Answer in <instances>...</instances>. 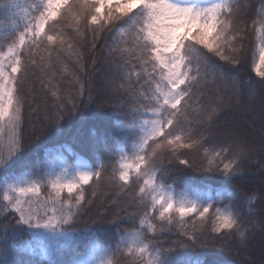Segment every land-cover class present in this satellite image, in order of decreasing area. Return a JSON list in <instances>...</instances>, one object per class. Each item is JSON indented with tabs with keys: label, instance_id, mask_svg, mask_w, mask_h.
<instances>
[{
	"label": "snow or ice",
	"instance_id": "1",
	"mask_svg": "<svg viewBox=\"0 0 264 264\" xmlns=\"http://www.w3.org/2000/svg\"><path fill=\"white\" fill-rule=\"evenodd\" d=\"M248 4L243 8L247 9ZM240 0H5L0 3V213L14 215V222L4 219L0 224V264H38L25 258H46L47 264H216L204 257L181 256L178 249L187 245L174 241L165 247L159 239L174 224L183 226L186 217L197 214L203 220L216 199H222L226 189L200 186L185 188L179 193L164 182L162 160L167 156L190 166L188 159H180L183 150L203 148L207 167L200 171L219 172L228 182L243 175L241 165L251 163L264 177V102L259 118V153L254 147L253 134L237 128L223 130L222 146L205 147L207 136L197 137L192 128L193 118L210 132L217 117L225 110L222 94L209 103H202L203 89L217 78L218 68L212 56L233 66H239L245 56V40L249 27L254 29L251 52L252 70L264 80V0L256 9L248 25L241 19ZM110 33L105 45L104 67L110 72L103 77V91L93 98L91 78L87 82L75 72L70 74L78 85L77 97L84 96L88 87L89 103L107 109L103 131L90 129V139L84 147L100 159L109 153L113 160L111 171L101 164L90 166L79 159L69 165L64 152L66 145L47 150L51 163L41 171L26 163L27 171L13 173L24 159L23 136L25 104L24 80L31 70L38 69L48 77V87L57 75L60 54L74 59L80 73L85 70L82 45L90 43L92 65L97 63L95 49L104 33ZM43 49L44 55H39ZM55 54V55H54ZM209 54H212L210 56ZM39 55V62L35 58ZM64 65L63 72H69ZM239 96V88H236ZM54 111L45 108V120L59 125L65 112H74L79 105L70 95L54 86ZM247 104H239L246 113L256 112L254 97ZM70 105V108L68 107ZM87 107V105H85ZM39 109H33L37 112ZM59 131V127L57 128ZM44 128L40 129L43 134ZM35 143L39 136L33 133ZM131 140V150L126 146ZM76 156V153H72ZM230 155V158H229ZM107 177L109 188L120 195L132 193L128 207L137 212L129 219L138 225L131 229L117 228L115 246L102 229L86 224L81 233L74 227L80 210L91 200L86 188L95 183L91 195L95 197ZM264 185V182H262ZM42 187L50 189L44 203L39 202ZM135 189V191H133ZM66 194V195H65ZM230 200L243 199L248 214L258 217L251 226L244 227L241 213L231 204L214 208V227L217 234H235L239 249H247L254 229H259L264 243V194L255 191L242 193L227 191ZM36 198L35 200L33 198ZM51 202L50 212L46 208ZM36 205L35 207L33 205ZM3 219V217H0ZM157 221L158 223L154 222ZM119 213L110 223L120 224ZM11 230V231H10ZM26 233V238H20ZM249 233H253L250 237ZM83 235V240H81ZM183 237L193 247L200 244L195 231H183Z\"/></svg>",
	"mask_w": 264,
	"mask_h": 264
},
{
	"label": "trees",
	"instance_id": "2",
	"mask_svg": "<svg viewBox=\"0 0 264 264\" xmlns=\"http://www.w3.org/2000/svg\"><path fill=\"white\" fill-rule=\"evenodd\" d=\"M5 0H0V3ZM242 6V13L246 12V15H242L241 19L250 25L251 20L255 17L256 9L259 7L261 0H240ZM244 4H248L247 9L243 8ZM110 33H104L102 38L97 41V47L95 49V58L97 63L92 65V53L89 51L90 43L82 45L80 50L85 53V70L84 73H80L74 59L66 53L60 54V62L56 64L55 71L57 75L52 78L51 84H48V77L42 76L37 69L35 74L30 70L24 80V92L27 95L28 102L25 104L24 111V124H23V136L25 142V156L24 159L18 163L12 170L13 173L19 175L27 171L26 163L39 168L43 171L51 161L47 157V150L55 149L59 145H66L71 149V152H64V161L69 164H75L79 162V159L86 161L90 166L98 167L101 164L104 166L106 172L111 171V164L113 160L109 159V153H100V159H97L96 155L87 150L84 147L86 141L90 139V129L96 128L98 131H103L106 127L107 116L110 115L107 109H101L97 106V103H89L88 87L86 85L84 96L77 97L78 85L75 84L71 72H75L80 76V79L87 82L91 78L92 96L95 98L103 91V77L109 76L110 72L104 67V58L107 55L105 45L110 42ZM254 29L249 27L246 33L245 40V56L241 61V64L233 66L225 61L220 60L218 57L212 56V60L218 68L217 78L213 80L209 77L210 83L207 88L203 89L205 96L202 99V103H209L214 100L217 95L222 94L224 97L225 110L217 117L215 122L211 126V131L206 132L205 127L197 123L202 117H194L192 128L195 129L197 137L203 133L207 136V143L205 147L211 148L213 145L222 146L224 142L223 130L228 127L237 128L239 130L249 132V126L247 123L252 124L255 127L254 122L250 119V115L242 111L241 107H237L236 103L241 105L249 102L247 95V89L254 97V101L261 104L264 102V80L257 77L252 70V56L251 52L254 44ZM43 49H41L39 55H44ZM39 55L35 58L39 62ZM55 55V54H54ZM64 65H67L69 72H64L61 77L60 73L63 72ZM54 86H59L61 91L66 94H70L75 102L79 105L78 109L74 112H65V119L59 123V125L50 124L45 120V108L48 112L54 111L53 105L55 104V98L51 95V90ZM239 88V96L236 94V88ZM229 99V100H227ZM232 103L227 107V101ZM236 102V103H235ZM87 105V107H85ZM70 108V105H68ZM39 109L37 112H33V109ZM233 124L224 125V123L232 119ZM230 119V120H231ZM235 120V121H234ZM36 125V127H34ZM258 125V124H257ZM261 127V125H259ZM44 128L43 134L40 133V129ZM59 127V131L57 128ZM259 127V128H260ZM39 136V140L35 143H30L34 140V133ZM131 150V140H128L126 145ZM72 153H76L74 156ZM230 158V155H229ZM180 159H188L190 166L180 164L178 160L172 158L170 155L162 160V167L164 169V182L170 184L179 193L182 189L194 190L200 186H208L213 190H220L221 188L227 191L236 190L238 192L247 193L255 191L258 195L264 194V185H260L258 178L263 181L264 177L259 174V168L253 166L251 163H244L241 165L243 175L238 178H234L228 182H225V178L219 172L200 171L201 167H207L206 161L203 156V148L199 150H183V154ZM258 172V174H257ZM0 175H3L0 173ZM96 187L95 183L86 188V196L91 200L90 204L80 210L77 223L74 225L81 233L84 231L86 224L91 225L93 221H102L95 225L102 229L104 236L110 240L115 246L117 240V228L131 229L138 225L139 217L136 218L134 224L129 219V214L138 211L135 207H128L126 211L124 207L131 202L132 193L129 192L124 195L117 193L116 189L109 188L107 177L101 183V187L97 190V195L93 197L92 191ZM135 191V189H133ZM225 191L222 199H216L213 209L209 210L205 219H201L197 214L190 215L185 218L183 226L174 224L170 231H166L165 234L159 237L160 240L165 241V247L172 245L174 241H181L187 246L178 249L181 256L192 257H204L208 261H215L216 264H259L258 259H250L245 256L251 252V257L254 258L258 248L256 243L260 240V234L257 233V229H254V238L250 239L248 244L249 251L246 249H239L238 242L235 234L229 236L227 233L217 234L212 231L214 227V208L231 204L237 211L241 213L240 219L242 226L249 227L254 220L258 217H253L248 214L247 204L243 199L230 200ZM50 194V189L42 187L39 200L45 201ZM66 195V194H65ZM52 207L51 202L47 203ZM253 207L256 210L264 208V203L257 202ZM119 213L120 224L113 225L110 223L113 216ZM0 224H3L4 219H9L14 222V215H4L0 213ZM158 223L157 221H154ZM11 231V230H10ZM183 231H195L200 240V244L196 247L187 243L183 237ZM20 238H26V233H20ZM252 237L253 233H249ZM81 235V240H83ZM25 258H31L38 261V264H47L46 258L41 257H28L25 254ZM126 257L121 258V264H127Z\"/></svg>",
	"mask_w": 264,
	"mask_h": 264
},
{
	"label": "rangeland",
	"instance_id": "3",
	"mask_svg": "<svg viewBox=\"0 0 264 264\" xmlns=\"http://www.w3.org/2000/svg\"><path fill=\"white\" fill-rule=\"evenodd\" d=\"M247 91V95L249 96L250 94L252 95V90H251V93L249 92V90L247 89L246 90ZM227 100H229V99H227ZM226 100V101H227ZM255 102V106H256V112L255 113H253V114H248L247 113V115L249 116L250 115V119H252V121L254 122V125H255V127L254 126H252V124H249V123H247V126H249V132L250 133H252L253 134V137L255 138V140H254V147L256 148V150H257V153H259V146H260V126L259 125H261V120H260V118H259V115H258V113H259V110H260V103L259 102H257V101H254ZM233 104H234V102H232ZM232 103H230V101H227V107L228 106H231L232 105ZM236 103V102H235ZM237 105H238V103H236ZM240 104V103H239ZM236 105V106H237ZM238 107V106H237ZM242 111H244L243 109H242ZM244 113H246L245 111H244ZM231 119V118H230ZM227 120L225 123H224V125H230V124H233V117H232V119L231 120ZM235 121V120H234ZM258 124V125H257ZM34 127H36V125L34 126ZM243 131V130H242ZM259 170V169H258ZM257 174H258V172H257ZM258 181H259V184L260 185H262V182H264V180L263 181H261L259 178L257 179ZM34 200L36 199L35 197L33 198ZM39 202L40 203H44L43 201H41V200H39ZM34 207L36 206L35 204L33 205ZM51 208H52V206L51 205H49V204H47L46 205V208H41L40 209V211L41 212H43V211H45V210H48L49 212H50V210H51ZM257 233L258 234H260V240L256 243V247L258 248V251H257V253H256V255L254 256V258H252L251 257V252H248L249 251V249H248V247H247V249L245 250L246 252H248L249 254H245V256L246 257H248V258H250V259H258V263L259 264H264V243H262V236H261V233H260V231H259V229L257 228Z\"/></svg>",
	"mask_w": 264,
	"mask_h": 264
}]
</instances>
